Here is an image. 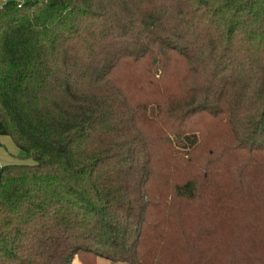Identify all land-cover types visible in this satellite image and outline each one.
Here are the masks:
<instances>
[{
    "label": "trees",
    "instance_id": "obj_1",
    "mask_svg": "<svg viewBox=\"0 0 264 264\" xmlns=\"http://www.w3.org/2000/svg\"><path fill=\"white\" fill-rule=\"evenodd\" d=\"M0 264H264V0L0 8Z\"/></svg>",
    "mask_w": 264,
    "mask_h": 264
},
{
    "label": "rangeland",
    "instance_id": "obj_2",
    "mask_svg": "<svg viewBox=\"0 0 264 264\" xmlns=\"http://www.w3.org/2000/svg\"><path fill=\"white\" fill-rule=\"evenodd\" d=\"M1 140L4 142L3 148L6 154L12 158L14 161H21L22 152L17 148L11 137L9 136H0ZM15 153V155H14ZM74 264H80L78 260H75ZM98 264H124L120 262L113 263L106 258H99Z\"/></svg>",
    "mask_w": 264,
    "mask_h": 264
},
{
    "label": "crops",
    "instance_id": "obj_3",
    "mask_svg": "<svg viewBox=\"0 0 264 264\" xmlns=\"http://www.w3.org/2000/svg\"><path fill=\"white\" fill-rule=\"evenodd\" d=\"M5 4V0H0V8L3 6ZM0 136H3V135H0ZM2 145H4V142L1 140V138H0V166H4V165H7V164H13V163H18V162H20V161H14L12 158H10L7 154H6V152H5V150H4V148H3V146ZM14 155H15V153H14ZM75 262V261H74Z\"/></svg>",
    "mask_w": 264,
    "mask_h": 264
},
{
    "label": "built area",
    "instance_id": "obj_4",
    "mask_svg": "<svg viewBox=\"0 0 264 264\" xmlns=\"http://www.w3.org/2000/svg\"><path fill=\"white\" fill-rule=\"evenodd\" d=\"M9 1L17 2L18 6L20 7V6H22V4L24 3L25 0H5V3L9 2Z\"/></svg>",
    "mask_w": 264,
    "mask_h": 264
}]
</instances>
